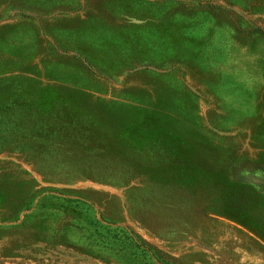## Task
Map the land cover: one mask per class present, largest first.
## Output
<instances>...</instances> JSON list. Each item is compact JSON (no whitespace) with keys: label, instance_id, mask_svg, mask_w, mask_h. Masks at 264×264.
I'll use <instances>...</instances> for the list:
<instances>
[{"label":"rangeland","instance_id":"obj_1","mask_svg":"<svg viewBox=\"0 0 264 264\" xmlns=\"http://www.w3.org/2000/svg\"><path fill=\"white\" fill-rule=\"evenodd\" d=\"M136 242L264 264V0H0V264Z\"/></svg>","mask_w":264,"mask_h":264},{"label":"trees","instance_id":"obj_2","mask_svg":"<svg viewBox=\"0 0 264 264\" xmlns=\"http://www.w3.org/2000/svg\"><path fill=\"white\" fill-rule=\"evenodd\" d=\"M214 211H215V210H214ZM215 212H216V214H222L219 210H216ZM257 217H258V216H257ZM130 238H131V237H130ZM132 241L135 242V240H133V238H132ZM136 245H138V246H142V249H143V251L146 253L147 258L151 259V262H148L149 264H164V263H166V262L163 261V260H162V262H161V261H160V262L157 261L158 263H153V260H152V259H155V258H152V255H151V253L149 252V248L143 246V242H136ZM153 257H154V256H153Z\"/></svg>","mask_w":264,"mask_h":264}]
</instances>
